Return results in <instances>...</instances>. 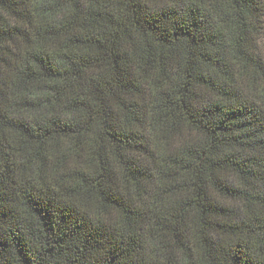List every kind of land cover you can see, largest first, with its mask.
I'll return each instance as SVG.
<instances>
[{
  "label": "trees",
  "instance_id": "16d2710c",
  "mask_svg": "<svg viewBox=\"0 0 264 264\" xmlns=\"http://www.w3.org/2000/svg\"><path fill=\"white\" fill-rule=\"evenodd\" d=\"M54 11L59 10L40 0H0V36L24 41L17 45L20 51L6 48L8 56H0L9 70L0 80V100L6 102L5 90L14 86L20 113L13 118L0 108L4 167L11 174V157L26 154L27 164L17 168L37 165L60 190L57 196L63 193L59 203L64 207L55 212L25 202L49 253L71 246L96 253L108 264H165L145 254L144 243L129 235L138 229L159 240L161 250L169 238L179 242L187 233L192 247H180L189 264L197 249L200 260L213 264L207 232L215 230L223 238L264 230V197L245 196L251 223H232L229 218L236 215L225 200L233 197L216 175L226 167L246 183L264 179V118L257 115L264 86L256 75L264 76V69L248 67L250 62L237 69L230 59L227 7L211 32L195 37L179 32L162 41L176 47L159 53L160 78L154 81L149 68L155 54L144 35L139 37L147 53L144 68L131 72L132 56L123 48L134 37L111 12L85 18L75 0L59 16ZM61 60L78 68L75 79L59 70ZM173 64L179 83L169 91L162 85ZM69 93H78L74 105L90 113L86 122L64 124L45 111ZM258 187L252 185L254 191ZM69 210L105 219L108 231H87ZM57 221L64 227L53 228L60 233L53 238L50 225Z\"/></svg>",
  "mask_w": 264,
  "mask_h": 264
},
{
  "label": "clouds",
  "instance_id": "9594fccd",
  "mask_svg": "<svg viewBox=\"0 0 264 264\" xmlns=\"http://www.w3.org/2000/svg\"><path fill=\"white\" fill-rule=\"evenodd\" d=\"M41 3L51 5L55 16H59L66 7H71L72 0H40ZM86 18L90 13L111 12L116 20L125 25L129 34L134 37L131 44H124V51L132 56V61L127 66L131 72H140L144 68L142 60L147 53L144 50V42L139 37L144 35L147 38L148 46L155 54L153 60L156 62L150 65L149 77L153 81L160 78V63L157 59L159 53L169 52L176 45L173 42L172 48L162 41H169L174 33L188 32L194 37L211 32L212 28L223 19L222 10L227 7L229 13V30L227 41L231 46L232 57L237 69L257 66L264 69V0H237L241 6L237 7L232 0H75ZM36 3V0H33ZM199 9V10H198ZM139 26V27H138ZM27 28V25H23ZM31 31V30H30ZM21 37L15 36L9 39L0 36V56H8L5 49H11L15 53L20 51L17 45L23 46ZM202 50V49H201ZM11 59V56H9ZM61 72H66L69 77L75 79L74 73L78 68L70 62L63 60L58 62ZM164 67H168L165 63ZM9 70L0 64V80H4ZM84 81L88 78V71L81 73ZM169 77L162 87L169 91L176 89L179 80L175 65L167 72ZM261 86H264V76L256 73ZM243 79V77H240ZM0 90L3 85L0 84ZM14 86L8 90L7 101L0 100V108H3L10 117H17L20 113L17 110V97L13 94ZM159 90V89H157ZM193 90H197L194 86ZM85 91H87L85 89ZM78 93L66 94L57 104L46 109L54 118L60 119L64 124L74 125L86 122L90 115L85 109L74 105ZM241 104L244 100L241 99ZM260 118H264V101L261 102L260 110L257 111ZM4 149L0 144V264H108L107 260H101L96 253L83 249L76 251L69 246L62 249L49 250L41 243L42 237L36 233L40 228L39 221L32 216L25 208V202L33 206H47L49 211L55 212L64 205L59 200L64 199L63 193L57 196L60 190L49 177L48 173L38 171L37 165L27 168H17L18 165L27 164L26 154L11 157L13 171L11 174L5 171ZM264 172V170H262ZM223 181L219 183L222 189L229 192L232 201L225 200L227 207L233 209L235 219L229 218L232 223H251L246 208L245 196L264 197V179L253 180L246 183V178L234 170L223 168L216 173ZM14 181V183H13ZM259 185L253 190L252 185ZM242 189V193L235 190ZM52 189H55L53 191ZM211 202V201H210ZM72 216L80 219L89 232L106 233L108 222L103 218L93 219L84 216L82 213L69 210ZM209 222H214L216 217H207ZM63 225L57 221L50 225V235L55 238L60 235L53 228L63 230ZM42 231V230H41ZM129 235H136L144 243L145 254L151 255L165 262V264H189L188 253L180 247V243L186 247H192L189 243L191 235L185 234L179 238V242L170 238L165 241L161 250V243L157 239L147 236L146 232L134 230ZM211 241V252L213 264H264V230H241L231 236L221 238L215 230L206 233ZM200 250H196L192 264L200 260ZM200 264H208L207 258L200 260Z\"/></svg>",
  "mask_w": 264,
  "mask_h": 264
}]
</instances>
